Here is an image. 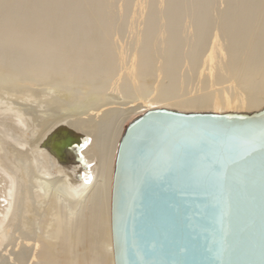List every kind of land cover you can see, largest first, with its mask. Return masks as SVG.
Wrapping results in <instances>:
<instances>
[{"label":"bare ground","instance_id":"bare-ground-1","mask_svg":"<svg viewBox=\"0 0 264 264\" xmlns=\"http://www.w3.org/2000/svg\"><path fill=\"white\" fill-rule=\"evenodd\" d=\"M120 1L0 0V79L9 78V88L35 83L71 86L80 76L84 78L80 84L87 87L101 74L111 85L127 74L132 83H143L149 91L140 104L125 108L121 126L107 147L99 131L112 120V109L90 107L78 114L66 92L61 94L63 104L68 103L66 116L42 120L0 100V198L4 203L0 204V246L11 231L31 236L25 238L34 240L28 247L33 264H93L94 259L97 264H114L111 194L116 150L125 128L147 110L149 102L183 113H253L264 108V0H154V5L146 0V21L142 29L131 31L140 36L128 51L115 38L118 13L112 3L118 5L116 9L121 4L123 12L131 0ZM218 2L224 9L217 8ZM124 18L125 24L128 18ZM118 23L121 31V20ZM91 97L93 102L96 97ZM65 122L92 137L85 155L88 164L98 160L103 166L104 206L97 192L86 207L79 205L76 210L83 211L65 213L45 188L42 194L33 190L36 179L48 176L51 168L69 181L68 170L57 167L38 149L45 136ZM33 160L42 161L39 178L28 166ZM89 186L72 185V193L79 197ZM44 198L47 204L39 208ZM40 218L49 231L47 236L33 237ZM19 241L26 246V239Z\"/></svg>","mask_w":264,"mask_h":264},{"label":"water","instance_id":"water-1","mask_svg":"<svg viewBox=\"0 0 264 264\" xmlns=\"http://www.w3.org/2000/svg\"><path fill=\"white\" fill-rule=\"evenodd\" d=\"M0 100L42 120L67 113L48 89L0 86ZM91 144L65 122L38 149L81 187L94 180ZM111 234L114 264H264V108L183 113L149 102L116 150ZM15 240L0 246V264H19Z\"/></svg>","mask_w":264,"mask_h":264},{"label":"rangeland","instance_id":"rangeland-1","mask_svg":"<svg viewBox=\"0 0 264 264\" xmlns=\"http://www.w3.org/2000/svg\"><path fill=\"white\" fill-rule=\"evenodd\" d=\"M114 1L116 2V4L122 2L120 0H118L120 2H118L116 0H114ZM145 1L146 0H131L130 5L128 6L129 9L126 7L127 8L126 11L128 13L126 16H128L127 17L128 20L125 22V24H124L122 18L126 17V16H124L126 11L123 10V12L125 11L123 13L120 10V9H122L121 8V4H123L124 2H122L120 4V9L119 8L116 9V7H118V5H116L115 2L112 3L113 6H115L114 7L115 9L113 7L112 8L116 11V13H118L116 15V18L118 16L117 20L115 18L116 31H117V35H116L115 38H116L117 41L120 40L121 44L124 45L123 46L124 49H126L127 51H128L129 46L131 47V45L134 43V38H138L140 36V35H136V34L132 33L131 31H133V29H138V28L142 29V27H140V26L143 24L142 22L146 21V17H145L146 15H145V9H144ZM148 2L152 3V0L151 1L149 0ZM128 3L129 2H127V4ZM155 3L156 2L154 1L153 5ZM153 5H150V6H153ZM123 7H124V5H123ZM217 8L219 10L224 9V4L222 2H218ZM120 12L122 13L123 16L120 14ZM127 18H124V20L127 19ZM120 20H121V26H120V30L121 31H118L119 30V26L117 25V23L119 22L118 24H120ZM125 28H127V29H125ZM125 30L127 32L126 34L124 33ZM120 32L121 33L123 32V34H124V37H123L122 41H121V38H122L123 34H121ZM144 32L145 31L141 32L142 35H144V34L147 35V33H144ZM117 37H119V38H117ZM130 43H131V45H130ZM129 55H130V53L128 54V56ZM94 67H95L94 63L92 65H90V67L88 69L89 73H90V71H93ZM142 68H143V66H142ZM60 76H64V74H60ZM81 79H84V78H82V76H80V78H78L75 81V83L73 85H71V86H64L63 85V86H59V87H49V86L44 85L43 83H35V85H33V86L29 87V88H26V87H21V88L34 89V90L48 89V90L53 92L56 101H59L61 103H63L61 101L62 100L61 99L62 98L61 94H63V93L65 94L66 92L70 93L71 96H72V99H73V101H70V102H73L72 103L73 104L72 107L73 108L76 107L77 113H78L79 110H81V111H79L80 114L83 113L84 110H86V112H87L88 111L87 108L91 109L90 107H92L93 109H95V108L99 109V107H101V109H112V111H113L112 120L110 121L109 124H107L106 126L102 127L100 129V131H99L100 138H102L103 141L106 142V144H104L103 146L107 147L108 144L110 142H112V140L114 139V135L117 133V129L121 126V123L123 121L122 119H123L124 114H125V108L128 107L130 105V103H131V105L132 104L133 105L134 104L135 105L140 104L145 98L148 97V95H149L148 92L149 91L146 88L142 87L143 83H139V82L138 83H132L129 79H127V74H125L122 77L120 76L118 79H116L117 83H114V84H111V85H108L110 83L107 84V82L105 81V79H106L105 78V74H101L100 76L95 77V80H93L89 84V86H87V87L82 86L80 84ZM164 83H166V82H163V84ZM9 84H10L9 83V78L4 77V79H0V86L1 87L7 88V89H11V88H9ZM164 86H166V85H164ZM12 89H20V88H12ZM60 95H61V97H60ZM90 96H92V97L94 96L97 99L96 98L92 99L93 100V102H92L91 99H90ZM83 97H84V99H83ZM87 98L90 99V100H88L89 102L87 101ZM57 99H60V100H57ZM132 101H134V102H132ZM70 102H69V104H70ZM124 102H126V104H117V103H124ZM51 103L52 102H49L48 105H50ZM67 104L68 103H64L65 106ZM72 104H70V105H72ZM116 104L119 105V107H121V108H111V107H109L110 105H116ZM99 105H102V106H99ZM14 106H18V105L14 104ZM53 106H54V104H52V107ZM19 108L22 109L23 107H19ZM67 108H68V106H67ZM23 109L24 110H29L28 108H23ZM28 166L31 168V170L33 169L34 173H36L38 178L40 176H42L40 174L41 173L40 170L42 169V166H43L41 160H39V161L38 160H33V162L29 163ZM50 170L51 171L49 172L48 176H44V178L42 176L39 179H36L35 183H36L37 186L33 190H35V191L38 190V192L40 194H42L43 191L46 190L47 196H50V195L55 196L56 199H57L58 206L65 213H73L81 205H83V207L84 206L86 207L89 204L88 200H89L90 196H92L93 194H95L97 192L100 193V199L102 200L103 206L106 204V178L103 175V166L100 164V162L98 160H96L95 167H94V169H92L93 170L94 180L90 184L89 188L85 191V193H83L81 195L82 197L79 196L80 198L78 197L77 194H75V195H77V196H75L74 193H72V189H73L72 185L73 184H71L69 181H67L66 178L63 177V175H55V173H53V171H54L53 168H51ZM49 177H51L52 179L49 178ZM41 179H42V181L47 180V181H45L43 183L46 184L48 182V185L46 184V186H44V184L41 182ZM37 180H39V181H37ZM52 180L54 182H52ZM55 180H56V182H55ZM41 186L42 187L44 186V187L42 188ZM47 196H45V198L48 201ZM73 196H75V197H73ZM45 198H44V200H42V201H45V203L43 202L44 203L43 205L38 206L39 208L44 207V205L47 204L46 203L47 201L45 200ZM41 204H42V202H41ZM82 209L84 210V208H82ZM80 211H76V212L79 213ZM13 231H15V230H13ZM48 231H49V227L45 226L43 224V219L40 218V219H38L36 221V224H35V227H34V230H33L34 234H31V235H33V237H35L36 235L47 236L46 233ZM16 232L17 231H15V233L11 231L9 236L12 237V234L14 233L13 234L14 240L16 239L17 241L18 240L24 241V239H26V246L24 245L25 242L24 243L22 242L21 243V245H22L21 249L23 248L22 251L24 250V252H25V250H29V251L25 252L26 255H25L24 252L20 251L19 255L21 256V253H23L25 255L26 260H27L26 261L27 263L25 262V264H29V263L31 264V262L33 261L32 258H31L32 260L30 259L31 255H32V248L30 250L28 247H30V244L32 245L34 240H30V239L25 238L26 234H24V232H26V231L23 232V234L25 236H23L22 233L20 234V232L18 231L19 235L23 236L22 238H19V237H21L19 235L17 237V233L18 232L17 233ZM11 237L10 238L8 237L9 240L7 239L9 242H11L13 240ZM26 237H29V235L26 236ZM24 248H26V249H24ZM20 256H18V257H20ZM18 257H16L17 258L16 261L19 260ZM20 259L21 260H19V263L21 261H24L23 257H20ZM21 263L23 264V262H21ZM32 264H33V262H32ZM93 264H97V260L96 259L93 260Z\"/></svg>","mask_w":264,"mask_h":264},{"label":"snow or ice","instance_id":"snow-or-ice-1","mask_svg":"<svg viewBox=\"0 0 264 264\" xmlns=\"http://www.w3.org/2000/svg\"><path fill=\"white\" fill-rule=\"evenodd\" d=\"M90 182H91V180H90V179L85 181V183H90Z\"/></svg>","mask_w":264,"mask_h":264}]
</instances>
